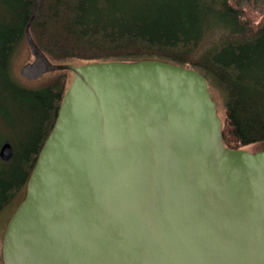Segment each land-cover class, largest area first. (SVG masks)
Listing matches in <instances>:
<instances>
[{
    "label": "water",
    "instance_id": "obj_1",
    "mask_svg": "<svg viewBox=\"0 0 264 264\" xmlns=\"http://www.w3.org/2000/svg\"><path fill=\"white\" fill-rule=\"evenodd\" d=\"M33 59L72 79L1 235L3 264H264V148H230L200 71ZM13 153L0 145V159Z\"/></svg>",
    "mask_w": 264,
    "mask_h": 264
},
{
    "label": "trees",
    "instance_id": "obj_2",
    "mask_svg": "<svg viewBox=\"0 0 264 264\" xmlns=\"http://www.w3.org/2000/svg\"><path fill=\"white\" fill-rule=\"evenodd\" d=\"M36 2L0 0V115L13 148L0 159V210L25 188L65 91L64 75L26 87L10 71ZM29 29L55 62L156 58L196 69L223 94L224 144L264 142V0H40Z\"/></svg>",
    "mask_w": 264,
    "mask_h": 264
},
{
    "label": "rangeland",
    "instance_id": "obj_3",
    "mask_svg": "<svg viewBox=\"0 0 264 264\" xmlns=\"http://www.w3.org/2000/svg\"><path fill=\"white\" fill-rule=\"evenodd\" d=\"M245 12L247 16L253 22H257L262 18L261 12L252 8L251 6H247L245 8ZM32 59H33V56L28 47L26 39L21 40V43L18 46L17 51L12 56V59L10 62L11 74L13 75L14 79H16L18 83L26 87H40L42 85L49 83L57 75H64L65 76L64 77L65 89L67 88L68 84L70 83L72 79V73L69 70L63 69V70L49 71V72L44 73L37 79H27L24 76H22L20 73V68L22 64H24L27 61H31ZM69 62L74 63V64H81V63H84L85 60H82L79 58H72ZM210 91H211V95L213 99L216 102L219 115L223 116V112H224L223 94L219 90L213 87H210ZM6 130H7L6 124L5 122L1 120V115H0V143L6 137ZM263 144L264 142L251 143V144L244 146V148L254 151V150L260 149L263 146ZM24 192H25V188H21L17 190L13 198H11V200L6 205H4V207L0 210V250H1V235L3 232L4 226L6 224V221L8 220L9 216L11 215L14 208L18 204V201L20 200V198L24 195ZM0 264H3L2 259H1V253H0Z\"/></svg>",
    "mask_w": 264,
    "mask_h": 264
},
{
    "label": "bare ground",
    "instance_id": "obj_4",
    "mask_svg": "<svg viewBox=\"0 0 264 264\" xmlns=\"http://www.w3.org/2000/svg\"><path fill=\"white\" fill-rule=\"evenodd\" d=\"M225 92V91H224ZM226 95V94H225ZM226 98V97H225ZM10 140H8V142H9ZM3 142V141H2ZM5 142V141H4Z\"/></svg>",
    "mask_w": 264,
    "mask_h": 264
}]
</instances>
